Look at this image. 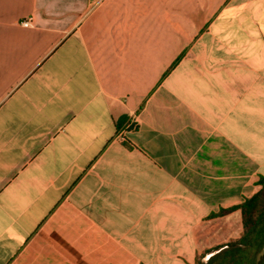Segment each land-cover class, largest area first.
Segmentation results:
<instances>
[{
	"label": "crops",
	"instance_id": "obj_1",
	"mask_svg": "<svg viewBox=\"0 0 264 264\" xmlns=\"http://www.w3.org/2000/svg\"><path fill=\"white\" fill-rule=\"evenodd\" d=\"M261 178L264 0H0V264L207 262Z\"/></svg>",
	"mask_w": 264,
	"mask_h": 264
},
{
	"label": "trees",
	"instance_id": "obj_2",
	"mask_svg": "<svg viewBox=\"0 0 264 264\" xmlns=\"http://www.w3.org/2000/svg\"><path fill=\"white\" fill-rule=\"evenodd\" d=\"M260 190L241 205L220 214L241 210L243 232L234 241L214 250L207 262L196 264H264V178L259 180Z\"/></svg>",
	"mask_w": 264,
	"mask_h": 264
},
{
	"label": "built area",
	"instance_id": "obj_3",
	"mask_svg": "<svg viewBox=\"0 0 264 264\" xmlns=\"http://www.w3.org/2000/svg\"><path fill=\"white\" fill-rule=\"evenodd\" d=\"M32 24H33V18H29L24 22H22V26L25 28L32 27ZM137 127H138V121L136 117H133L128 123V125L118 134L117 138L121 140H125L127 134L135 131Z\"/></svg>",
	"mask_w": 264,
	"mask_h": 264
}]
</instances>
